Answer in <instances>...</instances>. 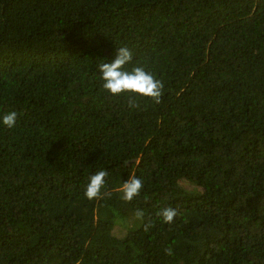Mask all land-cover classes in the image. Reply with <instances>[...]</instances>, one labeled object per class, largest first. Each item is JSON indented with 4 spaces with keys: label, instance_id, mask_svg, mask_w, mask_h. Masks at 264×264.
<instances>
[{
    "label": "trees",
    "instance_id": "16d2710c",
    "mask_svg": "<svg viewBox=\"0 0 264 264\" xmlns=\"http://www.w3.org/2000/svg\"><path fill=\"white\" fill-rule=\"evenodd\" d=\"M120 46L161 103L103 89ZM0 264H264V0H0Z\"/></svg>",
    "mask_w": 264,
    "mask_h": 264
},
{
    "label": "clouds",
    "instance_id": "9594fccd",
    "mask_svg": "<svg viewBox=\"0 0 264 264\" xmlns=\"http://www.w3.org/2000/svg\"><path fill=\"white\" fill-rule=\"evenodd\" d=\"M132 60V51L127 46H120L117 48L115 58L111 62L101 63L99 71L103 80V89L115 96L123 93H133L141 97L151 98L156 104L161 103L164 90L163 81L157 79L153 73L147 71L143 66H134L130 70L126 69L125 66ZM128 107L140 108V104L134 96L128 97ZM17 118V112L10 111L3 115L2 123L8 128H12L15 126ZM107 175V170H100L90 177L84 192L87 199L93 200L102 198L104 195H111L110 192H101L106 183L105 178ZM142 188L143 181L135 174L130 175L128 180L122 185V199L126 202H131L140 194ZM157 214L162 216L164 223L171 224L174 222L178 212L172 207H167ZM135 215L142 220L144 212L143 210H137ZM168 252L171 254V250H168Z\"/></svg>",
    "mask_w": 264,
    "mask_h": 264
}]
</instances>
